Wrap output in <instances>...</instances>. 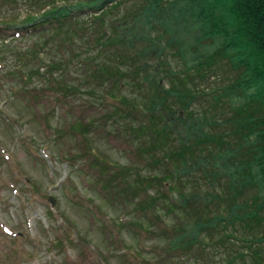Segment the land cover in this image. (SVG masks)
<instances>
[{"label": "rangeland", "instance_id": "obj_1", "mask_svg": "<svg viewBox=\"0 0 264 264\" xmlns=\"http://www.w3.org/2000/svg\"><path fill=\"white\" fill-rule=\"evenodd\" d=\"M52 1L57 0H0V264H226L227 257L253 264L245 243L229 239L226 252L214 237L226 229L238 236L241 229L249 232L244 222L234 229L214 219L218 211L226 217L227 178L212 184L203 157L201 168L192 158L169 160L174 151L180 155L175 136L184 130L175 117L169 123L152 107L151 84H124L97 72L99 65L106 73L119 70L135 46L147 69L163 70L155 51H147L152 43L146 37L145 47L132 41L122 54L116 40H107L124 19L116 18L119 10L128 13L132 2L103 0L105 7H115L114 15L97 12V20L86 11L63 22L61 30L16 36L33 30L27 17H40L37 8ZM175 25L182 32L183 26ZM98 38L104 43L97 46ZM130 64L125 67L131 70ZM173 65L178 75L189 72L181 60ZM240 75L241 68L224 59L205 76H194L189 84L198 95L194 116L231 112L230 97H218ZM139 77L145 80L144 74ZM109 92L131 105L116 107L106 98ZM142 107L157 114L153 125ZM166 121L170 127L162 131ZM161 140L167 147L158 145ZM206 156L210 161L211 154ZM170 185L183 195L186 208L167 205V199L173 202ZM255 194L245 187L238 203ZM174 238L188 244L175 248Z\"/></svg>", "mask_w": 264, "mask_h": 264}, {"label": "trees", "instance_id": "obj_2", "mask_svg": "<svg viewBox=\"0 0 264 264\" xmlns=\"http://www.w3.org/2000/svg\"><path fill=\"white\" fill-rule=\"evenodd\" d=\"M94 1L77 0L75 5L70 0H57L41 5L37 8L40 17L38 15H33L32 19L31 16L27 17L26 26L34 23L33 30L30 28L22 30L26 34L29 33L28 30L33 34L35 30L51 29L54 26L61 30L63 22L75 19L76 16L79 18L86 11V13L93 11V16L103 11L105 18L115 14L114 6L105 7L108 2L101 3L103 0H98L100 3L98 6ZM119 2L121 4L132 2L133 6L128 13L119 10L116 18H120L123 14L124 19L107 40L109 43L116 40V45L119 46L122 54L132 41L136 43L142 41V46L145 47L144 41L148 39L152 44L147 51L150 53L155 51L153 57L159 59L158 65L161 68L163 66V70L147 69L141 62L144 61L145 56L143 57L141 49H137L140 47L134 45L135 49H132L134 51L130 60L127 59V62L122 60L126 62L125 65L122 64L124 70L119 65L120 69L116 72L110 70L111 72L106 73L108 69L99 65L98 74L102 75V78L103 75L113 79L120 78L124 84H129L131 80L137 85L140 83L144 86L146 82L151 84L155 89L152 107L159 108L163 112V117H168L169 123L175 117L185 131L180 130L175 136L181 143L180 155L174 151L173 160H169L174 162L176 157L184 156L189 161L192 158L195 168H201L200 160L203 157L207 162L206 173L213 181L212 184L223 183L221 179L228 180L226 217L218 211L214 219L226 223L227 228L235 229L234 225L238 221L249 226L247 229L249 232H243L244 230L241 229L243 234L240 233L239 236L226 229L214 237L220 241V246L222 248L224 246L226 252L229 248V239L245 243L251 249L249 252L253 264H264V231L261 232L264 229V0H139L138 2L120 0ZM169 6L173 7L168 8ZM47 7L51 8L47 10ZM94 18L98 20L96 16ZM175 24L183 26L182 32L174 30L177 26ZM189 31H197V33L192 35ZM118 40L120 43L117 42ZM99 42L104 43V40L95 39L97 46L100 45ZM224 59L241 68V75L223 88L222 98L218 97L219 100H223L226 96L230 97L231 112L227 111L229 116L226 112L216 117H209L204 111V114L195 113L196 118L193 109L198 95L189 84L194 80V76H205ZM177 60L184 62L188 73L185 71L184 75L177 74L173 65ZM127 64L132 66L131 70L128 69L129 66L125 67ZM141 74H144L145 80L139 77ZM166 84L168 88H164ZM109 93L111 94L107 96V93L106 98L116 102V107L126 108L131 105L118 95L115 96L113 92ZM141 110L144 115H149L150 121L157 117L153 110L145 107ZM119 114L120 112L117 113ZM151 123L153 125L152 121ZM169 123L166 121L167 125L162 127V131L170 127ZM228 125L230 130H220L221 126ZM139 127L144 131L147 130L143 124ZM165 143L166 140H161L158 145L165 148L167 147ZM212 148H216L213 153ZM208 154H211L210 161L206 156ZM156 155L160 159L164 158L163 154ZM171 173L173 174L174 170ZM169 178L163 179V182H169ZM247 186L256 189V194L243 203H238L237 199ZM167 190L173 201L166 200L171 209L187 207L178 189L170 185ZM204 225L206 224L201 223L200 229L207 231ZM211 239V243L216 242L213 237ZM174 241L177 242L175 238ZM182 242L184 241H178L175 248H182L185 243L188 244L186 241L181 245ZM228 258L226 264H236L232 257L227 261Z\"/></svg>", "mask_w": 264, "mask_h": 264}]
</instances>
